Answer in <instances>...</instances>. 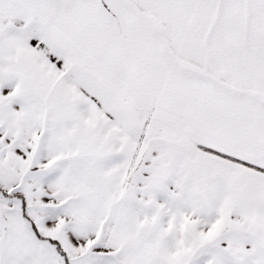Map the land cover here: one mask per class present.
Instances as JSON below:
<instances>
[{
	"label": "snow or ice",
	"instance_id": "snow-or-ice-1",
	"mask_svg": "<svg viewBox=\"0 0 264 264\" xmlns=\"http://www.w3.org/2000/svg\"><path fill=\"white\" fill-rule=\"evenodd\" d=\"M0 264H264V0H0Z\"/></svg>",
	"mask_w": 264,
	"mask_h": 264
}]
</instances>
